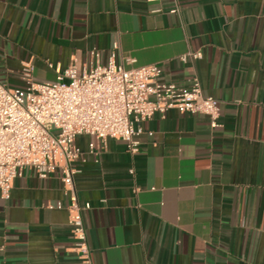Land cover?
I'll return each mask as SVG.
<instances>
[{
    "label": "crops",
    "instance_id": "1",
    "mask_svg": "<svg viewBox=\"0 0 264 264\" xmlns=\"http://www.w3.org/2000/svg\"><path fill=\"white\" fill-rule=\"evenodd\" d=\"M111 51L133 59L125 67L158 64L163 81L197 77L219 125L168 109L140 124L136 154L117 138L90 153L92 139L76 137L92 264H264V0H0L9 87L24 86L26 63L52 81ZM62 189L58 169L24 167L0 195V264H79Z\"/></svg>",
    "mask_w": 264,
    "mask_h": 264
},
{
    "label": "built area",
    "instance_id": "2",
    "mask_svg": "<svg viewBox=\"0 0 264 264\" xmlns=\"http://www.w3.org/2000/svg\"><path fill=\"white\" fill-rule=\"evenodd\" d=\"M90 54L98 59L97 50ZM201 57L198 50L179 58ZM125 62L133 59L118 62L111 51L105 64L95 61L78 71L72 63L56 69L54 80L42 82L32 79L33 67L26 63L21 73L23 87H9L0 81V195L9 198L13 180L24 167L34 169L39 177L58 169L79 264H92V260L83 220V211L90 204L79 203L74 184L72 163L81 156L74 143L77 136L92 139L90 153L94 152V140L104 147L108 139L117 138L129 153L136 154L140 124L155 115L164 117L168 109L203 114L211 127L219 125V102L203 93L197 77L181 86L161 80L162 69L156 63L125 67Z\"/></svg>",
    "mask_w": 264,
    "mask_h": 264
}]
</instances>
